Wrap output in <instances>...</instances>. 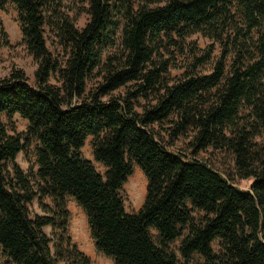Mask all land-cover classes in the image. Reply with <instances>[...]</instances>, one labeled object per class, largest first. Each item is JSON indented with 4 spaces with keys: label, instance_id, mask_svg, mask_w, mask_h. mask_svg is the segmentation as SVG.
<instances>
[{
    "label": "trees",
    "instance_id": "obj_1",
    "mask_svg": "<svg viewBox=\"0 0 264 264\" xmlns=\"http://www.w3.org/2000/svg\"><path fill=\"white\" fill-rule=\"evenodd\" d=\"M65 1L0 0L15 7L36 63L35 86L20 69L0 79V116L28 123L11 133L0 118V264H91L68 235L67 197L114 264H264V0H74L88 14L82 28ZM196 33L213 42L186 40ZM177 56L184 71L173 78ZM95 71L102 79L87 92ZM162 124L187 149H170ZM87 137L103 174L79 153ZM30 147L24 171L15 159ZM209 147L233 155L248 189L198 157ZM134 165L147 187L130 213L121 189ZM34 200L41 214H30Z\"/></svg>",
    "mask_w": 264,
    "mask_h": 264
},
{
    "label": "rangeland",
    "instance_id": "obj_2",
    "mask_svg": "<svg viewBox=\"0 0 264 264\" xmlns=\"http://www.w3.org/2000/svg\"><path fill=\"white\" fill-rule=\"evenodd\" d=\"M64 3L65 5L61 7V11L67 13L72 18L77 28H82L88 21V14L79 10V4L75 3L74 0H66ZM2 31H4L5 38L1 36ZM45 36L50 48L56 52L55 55L58 54V56L61 58V56L64 54V50L61 46L57 45L52 27L45 26ZM5 39L9 43L8 46L3 43ZM52 39H54L53 42H51ZM186 40L189 42L194 41V43H196V45L200 46L201 48H206L213 42L211 39L204 37L200 33L193 34ZM219 49V44L215 43L214 52L210 57V61L212 63L213 59L218 58ZM112 52H114L113 49H111V53ZM182 59V56H177L174 64L170 68V73L173 78L181 75V73L184 71ZM209 68L210 63H207L204 69L207 71ZM18 69L22 70L27 78V81L31 85L35 86L36 63L22 43L19 23L17 21V12L15 7L12 4H9L6 11L0 10V79L9 76L12 70ZM101 79L102 78L99 76V72L95 71V73L92 74V76H90L87 81V92L93 91L95 85H97ZM50 80L51 82H55L54 77H52ZM119 92H122V89L115 91L103 97L102 99L107 100L109 97L119 94ZM0 118L3 123H8V125L11 124V133H13V131L16 133H24L26 131L28 124L27 120L22 118L19 114H14L10 122L4 115H1ZM167 126L168 124L154 126L155 131L159 134L158 137H162L164 142L168 144L170 143V145H168L170 149H187L186 143L188 138L185 136H178L177 138L171 140L163 131L164 127ZM256 141L260 143L262 140L260 137H257ZM186 152L189 153L190 150H186ZM79 153L86 159L90 160L97 171L103 174L105 169L104 166L100 162H96L92 155L91 137H87L83 146L79 149ZM198 157L209 163V165L219 171L223 176L228 178L235 186L241 189L249 188V185L253 179L240 178L237 175L234 157L231 153L215 150L209 147L206 150L200 151L198 153ZM34 159L33 147H30L23 152H19L15 160L20 168H22L24 171H29L32 169V167H34ZM146 187L147 180L145 175L137 165H134L132 168V173L127 177L121 189V196L127 212L134 213L140 209L145 200ZM44 201L48 202L47 199ZM66 204L67 210L69 212L68 235L71 239V242L74 243L77 248L90 259L91 264H114L110 257L96 250L93 239L90 235L86 216L82 208L72 197H67ZM29 211L31 215L35 213H42L37 200H34L29 204ZM194 215L198 216L202 215V213L195 211ZM43 230L49 235L52 231V228L47 225L43 227ZM150 232L155 238V230L151 229ZM176 243L177 242H175V245ZM213 248L217 250V242L213 243Z\"/></svg>",
    "mask_w": 264,
    "mask_h": 264
}]
</instances>
